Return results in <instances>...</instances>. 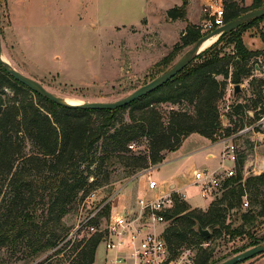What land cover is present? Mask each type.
Instances as JSON below:
<instances>
[{
  "label": "trees",
  "instance_id": "16d2710c",
  "mask_svg": "<svg viewBox=\"0 0 264 264\" xmlns=\"http://www.w3.org/2000/svg\"><path fill=\"white\" fill-rule=\"evenodd\" d=\"M181 1L166 10L168 19H186L188 1ZM243 2L222 0L223 23L264 5V0H253L248 6ZM262 21L264 15L222 33L166 83L111 110L54 103L14 79L0 63V96L7 97L4 88L12 91L11 98L0 99V253L8 249L9 256L32 264H95L102 232L88 233L66 221L75 208L76 212L81 209L90 192L109 182L119 169L118 175L134 177L160 164L165 153L179 148L191 133L215 141L245 125L238 116L248 117L251 111L256 118L264 112V77H252L250 84L257 83L256 99L250 105L238 102L230 106L224 114L228 124H222L219 109L227 85L240 84L243 77L251 76L247 62L259 58L264 64V47L249 50L241 38L247 27ZM201 30V25L187 23L180 40L159 64L163 66L160 72L176 53L205 35ZM261 36L264 40L263 33ZM229 46L232 53H225ZM164 103L189 109L170 108L164 120L158 110ZM140 139L147 143L144 152L132 149ZM243 164L244 156L237 158L238 171ZM244 196L253 208L239 212ZM172 197L173 207L164 212L169 222L163 231L172 256L178 249L196 244L193 264H211L209 241L222 233L229 237L248 234V242L233 254L264 241L250 232L264 222V172L244 181L240 173L228 177L222 195L205 210L192 208L176 192ZM110 208L107 201L92 223L107 219ZM227 214L239 223H226ZM197 226L207 228L209 235L201 236Z\"/></svg>",
  "mask_w": 264,
  "mask_h": 264
},
{
  "label": "rangeland",
  "instance_id": "374dc122",
  "mask_svg": "<svg viewBox=\"0 0 264 264\" xmlns=\"http://www.w3.org/2000/svg\"><path fill=\"white\" fill-rule=\"evenodd\" d=\"M179 2L180 0H0L1 55L11 67L38 81L61 99H76L78 103L114 101L162 73L160 71L163 66L159 64L169 55L184 31L180 28L181 23H170L163 9L175 6ZM189 16L193 19L192 12ZM191 45L176 53L167 68ZM232 51V46L224 49L225 53ZM247 63L252 67L251 76L242 78L241 91L235 96L232 94L233 84L227 85L225 96L219 102L222 117L233 104L241 102L250 105L257 97L254 93L257 83L251 85L250 82L252 77H264V64L259 58H251ZM4 91L7 97L0 96V99L12 97L10 89L4 88ZM262 91L264 93V86ZM261 103L264 106V101ZM181 107L189 109L183 105L164 103L158 106V110L166 120L170 108ZM238 117H242L245 124L249 122L248 118L255 119L250 115ZM236 118L233 116V119ZM222 124H228L226 118ZM233 141L237 146V158L244 156V164L240 171L236 165L232 168L234 175L240 173L244 181L251 175L264 172V136L248 132L235 137ZM201 144L203 139L197 134H192L185 139L177 153L166 155V163L160 167L159 164L151 166L138 172L134 177L118 175L117 173L121 171L119 169L111 175L109 182L95 186L96 196L90 206L79 208L77 212L75 208L66 216L67 223L76 226L97 204L101 203V210L111 197L118 194L120 197L126 194L123 199L126 200L128 207H135L137 196H150L143 186L145 181L151 177L161 179L174 166L170 159L173 158L175 161L178 155H183ZM146 147L144 139L132 145L133 150L141 152L146 151ZM220 159L224 160L221 154ZM203 162L197 160L196 163H187L183 167V177L190 185L187 193L190 202L203 205L208 201L209 206L211 201L222 195L223 184L231 177L226 176V171L230 167L224 166L218 158L211 161L212 166L220 169L216 173L219 175L221 187L212 189L206 197H202L200 186L192 182L193 176L189 166L206 168L213 172L209 167L211 165L202 164ZM140 188L143 189V194H139ZM246 200L249 202L248 197ZM250 208L253 207L249 203L247 206L241 203L239 212ZM229 214L226 215V223L237 225L240 220ZM163 226L167 225L162 224ZM250 232L254 237H264V222L250 228ZM248 238V234L229 237L228 234L222 233L209 241L213 259L211 264L233 256L232 252L242 248L248 242ZM202 245L205 247L208 243ZM197 247L193 244L189 248L195 254ZM104 253V246L100 243L96 251L97 264H103ZM0 264L32 263L15 259L9 256L8 249H3L0 253ZM239 264H264V252Z\"/></svg>",
  "mask_w": 264,
  "mask_h": 264
},
{
  "label": "built area",
  "instance_id": "2783aa9c",
  "mask_svg": "<svg viewBox=\"0 0 264 264\" xmlns=\"http://www.w3.org/2000/svg\"><path fill=\"white\" fill-rule=\"evenodd\" d=\"M212 13L210 18L203 23L202 30L211 31L223 24V7L210 5ZM211 18H213L211 20ZM253 116V112L248 111ZM248 132L264 136V112L259 113L252 122L246 123L230 135L221 136L223 144L221 156L231 162L232 166L226 171V176L234 175L237 161V146L234 138ZM194 184L200 186V195L206 197L212 189L221 187L219 175L207 169L194 172ZM158 187L156 180L149 179L146 190L150 193ZM96 196V190L90 192L82 202L81 209L90 206ZM112 201V197L108 200ZM135 207H123L120 212L110 213L107 219H102L98 225L92 220L98 217L101 204H97L87 215L82 217L76 227L88 233L102 232L101 242L105 255L103 264H193L194 252L190 248H180L175 256H172L163 237L164 226L169 220L164 217V212L173 207L172 193L155 194L154 196H137ZM242 204L248 202L244 196Z\"/></svg>",
  "mask_w": 264,
  "mask_h": 264
},
{
  "label": "crops",
  "instance_id": "0c3cea01",
  "mask_svg": "<svg viewBox=\"0 0 264 264\" xmlns=\"http://www.w3.org/2000/svg\"><path fill=\"white\" fill-rule=\"evenodd\" d=\"M187 5H186V19L185 20H180V19H176V20H170V23H181V27L185 29L186 25L188 22L193 23V24H198V25H202L203 23H205L206 17H208L207 19H209L211 16L210 14L212 13V9L209 6L210 5H216V6H222V0H187ZM253 0H244L243 4L245 6H248L252 3ZM181 0L179 2V4H175V6H179L181 4ZM173 7V6H171ZM170 8V7H169ZM168 8L163 9L165 16H166V10ZM192 12L193 15V19H191V17L189 16L190 13ZM203 12V13H202ZM148 26V24H147ZM261 33H263L264 35V21L260 22L258 25H253L250 27H247L241 34V38L243 41V44L245 45V47L249 50H259L262 49L264 47V40L261 36ZM192 134H197L198 136H200L203 139V144H201L199 147L191 149L189 152L184 153L183 155H178L177 157H175V161L174 159H170L171 162H174V166L171 168V171L167 172L166 174H164L163 177H161V179H156L154 177H151V179L156 180L158 187L151 191L150 193L148 192V194L154 196L155 194H166V193H173L176 192L179 195L182 196V198L192 207V208H201V209H205V207L208 206V201L205 202L203 205H197V204H192L190 202V200L188 199L187 193H188V189L189 186L187 182H185L184 179V170L183 167L189 163V162H194L196 163L197 160H203L204 162L202 164H207V165H211V161L215 158H218L222 163H224V166H229L231 167L232 164L229 161H225V160H221L220 159V153L222 151L223 148V144L220 142V140H215V141H211L210 139L198 134V133H191L189 134L186 138H188L190 135ZM185 138V139H186ZM254 138V136L252 137ZM185 139L183 140V142L185 141ZM182 142V143H183ZM181 143V145H182ZM180 145V146H181ZM177 148L174 151H168L165 153L164 155V159L163 161L159 164V167L166 163V155H168L169 153L175 154L179 151L180 149ZM201 164V165H202ZM200 165V166H201ZM199 166V165H198ZM205 166V165H203ZM158 167V168H159ZM210 168H212L213 172H218L220 171V169H218L215 166H209ZM189 168H191L192 171V182H194V172L201 170V169H206V168H192L191 166H189ZM191 182V184H192ZM146 181L144 182V188H146ZM143 189L140 188L139 189V194H143L144 191H142ZM190 192V191H189ZM146 193V191H145ZM191 193V192H190ZM128 194V192H127ZM126 194H124L123 196H125ZM123 196L120 197V194L113 196L112 197V201H111V211L113 212V214L118 213L121 211V209L123 207H128V204L126 202V200L123 199ZM100 245V244H99ZM98 245V246H99ZM97 251V249H96ZM105 255V253H104ZM103 255V258H104ZM95 264H97V259H96V253H95Z\"/></svg>",
  "mask_w": 264,
  "mask_h": 264
},
{
  "label": "water",
  "instance_id": "95a60500",
  "mask_svg": "<svg viewBox=\"0 0 264 264\" xmlns=\"http://www.w3.org/2000/svg\"><path fill=\"white\" fill-rule=\"evenodd\" d=\"M263 15H264V5L262 7L255 8L247 12H244L241 15H239L237 18L232 19L226 23H223L222 25L215 27L211 31H208L207 33H205V35L197 39V41L193 43L189 47V49H187V51H185L170 67H168L161 74L157 75L149 82L139 86L138 88H136L129 94L119 99H116L114 101H92V102H83V103H66L62 101L61 98L54 95L52 92L48 91L38 81L21 74L19 71L11 67L9 62L3 59L1 55V46H0V63L3 65L4 69L10 75H12L14 79L24 84L31 90L53 101L54 103L64 104V105L74 106V107H79V108H86V109H109L111 110V109H115L121 106H125L131 103L132 101L138 99L139 97L150 93L151 91L155 90L156 88L166 83L169 79H171L174 75H176L179 71H181L194 56H196L197 54H199L201 51L205 49V48L200 49V46L205 39L211 36H214V35H216L218 38L219 35H221L222 33L229 32L232 29L239 27L243 23L253 18L263 16ZM232 90H233L232 94L233 96H235L237 93L241 91L240 84H233ZM225 118H226L225 116L222 117L223 122L225 121ZM196 230L203 237H207L209 235V230L207 228H202L201 226H197ZM263 252H264V243H261V244L251 246L215 264H238L258 254H261Z\"/></svg>",
  "mask_w": 264,
  "mask_h": 264
},
{
  "label": "bare ground",
  "instance_id": "6f19581e",
  "mask_svg": "<svg viewBox=\"0 0 264 264\" xmlns=\"http://www.w3.org/2000/svg\"><path fill=\"white\" fill-rule=\"evenodd\" d=\"M217 36H211L203 41V43L200 46V49H204L209 47L211 44H213L216 41ZM62 101L66 103H78L76 99H70V98H62Z\"/></svg>",
  "mask_w": 264,
  "mask_h": 264
}]
</instances>
